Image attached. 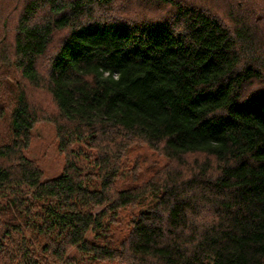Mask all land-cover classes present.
<instances>
[{"label": "trees", "instance_id": "trees-1", "mask_svg": "<svg viewBox=\"0 0 264 264\" xmlns=\"http://www.w3.org/2000/svg\"><path fill=\"white\" fill-rule=\"evenodd\" d=\"M0 21V264H264V0H0ZM137 142L172 165L117 189ZM155 192L118 246L88 239Z\"/></svg>", "mask_w": 264, "mask_h": 264}, {"label": "rangeland", "instance_id": "rangeland-1", "mask_svg": "<svg viewBox=\"0 0 264 264\" xmlns=\"http://www.w3.org/2000/svg\"><path fill=\"white\" fill-rule=\"evenodd\" d=\"M259 3L261 2L259 1ZM13 15L16 17L14 12ZM259 26L264 29L262 23H259ZM26 156L37 162L42 170L44 180L55 178L62 173L65 155L59 152L54 127L50 122L42 120L33 126ZM188 158L191 160L194 156H189ZM79 162V166L84 172L89 171L90 166L88 162ZM120 164L121 175L116 180L115 187L117 189H129L142 185L147 180L152 179L158 172H162L172 165V162L161 155L160 152L137 142L131 143L129 148L121 154ZM92 183L98 184L99 182L96 180ZM158 195H160L159 192L146 194L138 203L121 211L117 219L113 221V227H117L115 231L112 230L110 234L98 232V237L95 231H91L88 234V239L100 245L118 246L119 242L126 235L125 231H121V229L124 230L126 222L130 221L138 212L152 208L157 201ZM69 255L71 264H118L114 260L93 259L89 254L80 252L77 249H71Z\"/></svg>", "mask_w": 264, "mask_h": 264}]
</instances>
